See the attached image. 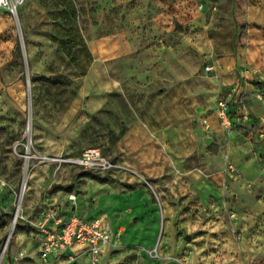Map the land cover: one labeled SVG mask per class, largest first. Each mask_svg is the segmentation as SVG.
Returning a JSON list of instances; mask_svg holds the SVG:
<instances>
[{"label":"rangeland","instance_id":"374dc122","mask_svg":"<svg viewBox=\"0 0 264 264\" xmlns=\"http://www.w3.org/2000/svg\"><path fill=\"white\" fill-rule=\"evenodd\" d=\"M178 81L201 149L142 120ZM223 97L250 116L224 133ZM48 207L111 227L97 264H264V0L0 6V264H93L41 257Z\"/></svg>","mask_w":264,"mask_h":264},{"label":"built area","instance_id":"2783aa9c","mask_svg":"<svg viewBox=\"0 0 264 264\" xmlns=\"http://www.w3.org/2000/svg\"><path fill=\"white\" fill-rule=\"evenodd\" d=\"M23 1L0 0V6L15 14ZM230 100L226 97L221 98L216 110V116L224 131L233 130L236 123L250 117L245 107L240 115H236V106L230 105ZM238 101L240 100L235 99V102ZM79 161L90 166L111 167L113 165L102 157L97 148L87 149ZM60 211V208L48 207L40 212L38 219L33 223L42 236L41 257L49 261L61 256L65 251L77 250L78 247L83 249V253L89 256L93 264H97L100 261L102 249L112 240L111 227L99 218L87 220L75 213L66 218Z\"/></svg>","mask_w":264,"mask_h":264},{"label":"crops","instance_id":"0c3cea01","mask_svg":"<svg viewBox=\"0 0 264 264\" xmlns=\"http://www.w3.org/2000/svg\"><path fill=\"white\" fill-rule=\"evenodd\" d=\"M183 76L184 75L181 72L175 71L174 77H170V79L175 78L177 80L178 79L182 80ZM185 83H186L185 81L174 82L171 83V86L168 89H162L161 93H159L155 98L153 106H149L148 110H146L142 120L146 125V127L150 128V130L153 132H159V131L168 132L169 130L176 129L177 132L179 131L177 137H180V139H182L183 142L185 141V139L190 138L192 139L193 150L197 148L201 149L202 147H204V145L202 144L203 136H201L200 134L203 131V127L200 125L196 126L194 119L196 115L204 112L207 106H203L201 103L199 106H196V103L198 102V98L187 93V91L185 93V89H186ZM213 102L214 104L212 103L213 104L212 107H215L216 104L215 100ZM186 129L192 130L191 131L192 133L188 137H186V134H184ZM220 130L224 133L222 127H220ZM74 213L87 220H91L90 218H86L82 214L75 211H71L69 214L64 213V215L66 218H68L69 215ZM38 216L39 214L37 215L36 220L38 219ZM36 220L32 221V225ZM34 229L37 234L38 242L41 249L42 236L35 227ZM108 245L109 244H107L102 249V253L107 248ZM76 249L77 250L74 251H65L64 253L61 254V256L53 258L52 260L49 261L51 262L59 261L62 258H65L67 255L70 256V254L72 255L74 254L76 256L83 254L88 260H90L89 256L83 253V249L78 247Z\"/></svg>","mask_w":264,"mask_h":264},{"label":"water","instance_id":"95a60500","mask_svg":"<svg viewBox=\"0 0 264 264\" xmlns=\"http://www.w3.org/2000/svg\"><path fill=\"white\" fill-rule=\"evenodd\" d=\"M212 142V138H207V143H211Z\"/></svg>","mask_w":264,"mask_h":264}]
</instances>
